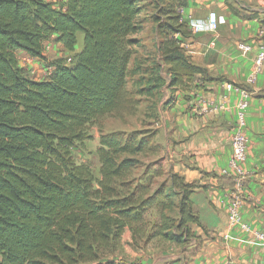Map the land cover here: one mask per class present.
<instances>
[{
    "label": "trees",
    "instance_id": "1",
    "mask_svg": "<svg viewBox=\"0 0 264 264\" xmlns=\"http://www.w3.org/2000/svg\"><path fill=\"white\" fill-rule=\"evenodd\" d=\"M156 1L153 22L167 78L148 80V94L162 86L185 88L196 75L214 80L180 45L190 36L180 14L187 0ZM225 4L242 19L257 17L232 0ZM139 14L138 0H60L57 7L0 0V264H124L116 254L126 229L137 249L153 240L198 244L189 227L201 226L190 200L197 186L171 171L168 189L162 183L151 189L150 176H134V156L157 150L150 137L100 134L98 178L72 156L91 121L127 103L130 36L139 31ZM78 33L81 49L69 65L53 62L45 79L29 78L18 65V50L44 59L52 36L73 52ZM153 173L163 175L162 168ZM173 207L175 218L166 214Z\"/></svg>",
    "mask_w": 264,
    "mask_h": 264
},
{
    "label": "crops",
    "instance_id": "2",
    "mask_svg": "<svg viewBox=\"0 0 264 264\" xmlns=\"http://www.w3.org/2000/svg\"><path fill=\"white\" fill-rule=\"evenodd\" d=\"M232 2L249 9L238 0ZM210 11L219 18L217 29L191 31L189 22H204ZM252 12H257L256 18L242 19L230 11L225 0H187L180 10L190 31V36L182 39L185 53L214 80L196 75L185 88L161 87L165 94L160 105L170 98L172 101L158 111L155 124L160 151L156 158L167 170L197 186L190 200L201 226L189 227L199 241L187 247L195 246L186 260L181 252L170 255L156 248L151 257L132 252V263L264 264V244L253 236L255 231L264 232V65L254 81H248L256 71L254 56L258 32L264 24V8ZM239 42L251 45V52L243 55ZM226 84L248 95L244 131L247 151L238 166L240 172L230 165V140L236 105L242 96L237 90H227ZM232 202H238L240 221L249 227L248 231L229 223L227 207ZM123 235L131 241L129 230Z\"/></svg>",
    "mask_w": 264,
    "mask_h": 264
},
{
    "label": "rangeland",
    "instance_id": "3",
    "mask_svg": "<svg viewBox=\"0 0 264 264\" xmlns=\"http://www.w3.org/2000/svg\"><path fill=\"white\" fill-rule=\"evenodd\" d=\"M52 2L57 7L60 0H44ZM240 4H247V11L260 10L264 8V2L261 0H238ZM140 6V14L136 18V22L139 25V31L131 35L130 38L134 40L132 46V56L130 59V74L126 80V101L124 106L107 115H104L95 121H91L85 128V138L78 142L72 149V156L77 163H88L93 172L95 178L99 177L98 168L99 163L96 155V148L98 146L99 135L103 133H109L113 131H122L125 134L137 132L144 136L150 137L151 145L153 144L157 149L154 152H148L144 154H136L134 158L137 160L136 170L134 176L142 177L144 179L150 176L152 184L151 189L155 188L159 184H164L165 189H168L170 182L168 180L167 166L162 164L159 159L156 158V153H159L160 146L156 143L158 140L156 129V120H159L158 111L161 110L164 104L160 105L161 99L164 94L161 93V88L153 91L152 94H148L147 88H149L148 80H152L154 77L167 78L165 72L166 67L161 62V54L159 48H161V38L157 34L156 24L153 22V16L157 13L156 7L158 6L156 0H138ZM257 13V12H256ZM181 47L184 52V42H181ZM82 47V34H77V45L73 52L65 50L61 45L56 43V39L49 38L43 46L44 59L33 60L27 53L16 52V58L18 65L23 69L24 74L29 78L40 80L45 79L49 73L53 70V62H62L69 65L72 57ZM186 54V53H185ZM163 89H165V86ZM172 96L171 94H168ZM160 109V110H159ZM141 136V135H138ZM162 168L163 175L158 177H152L156 168ZM145 171V175H142ZM144 176V177H143ZM174 203H177L178 196L172 197ZM177 210L176 207L166 211L168 216L175 218ZM155 218L154 214H151L150 220ZM131 240V239H130ZM140 249H137L133 245L131 246L125 236H122L121 247L118 250L116 256L121 259L124 264H133V257L130 255L132 252L142 253L147 257H151L154 253L153 249L158 248L159 251L167 252V254H178L181 252L182 259L186 260L188 255L194 250L195 246L176 247L175 245L167 242L150 241V244H140ZM186 252V253H185ZM133 259V260H132Z\"/></svg>",
    "mask_w": 264,
    "mask_h": 264
},
{
    "label": "built area",
    "instance_id": "4",
    "mask_svg": "<svg viewBox=\"0 0 264 264\" xmlns=\"http://www.w3.org/2000/svg\"><path fill=\"white\" fill-rule=\"evenodd\" d=\"M264 2V0H261ZM219 18L214 11H210L207 14L206 20L204 22L191 20L189 22V27L191 31L196 32L200 30H206L209 32H214L217 29ZM259 40L256 45V51L254 56V64L256 67V71L249 78V82H253L255 79V75L259 72V69L264 65V24L260 31L258 32ZM238 48L240 52L245 55L251 52V45L245 42H239ZM38 60V59H37ZM227 90H237L242 98L236 105V124L234 128V133L230 140L232 156L230 160L231 167L235 168L238 172H240L239 164L245 159L246 151H247V143L245 138V129H246V108H247V93L231 84H226ZM239 204L238 202H232L228 205V220L231 224H237L241 229L249 230V227L240 221V216L238 212ZM254 239L262 244H264V232L263 231H255L253 233ZM224 264H230L226 262Z\"/></svg>",
    "mask_w": 264,
    "mask_h": 264
}]
</instances>
